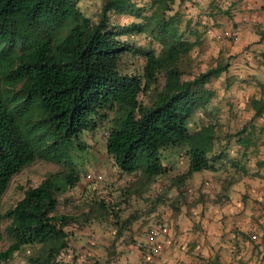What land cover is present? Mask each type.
Here are the masks:
<instances>
[{"label": "trees", "instance_id": "obj_1", "mask_svg": "<svg viewBox=\"0 0 264 264\" xmlns=\"http://www.w3.org/2000/svg\"><path fill=\"white\" fill-rule=\"evenodd\" d=\"M173 4L102 0L98 19L91 20L75 0H0V198L11 177L34 161L67 168L26 189L5 212L10 243L0 251V264L24 249L32 250L27 264H65L61 257L73 230L92 222L110 224L115 235L129 230L136 219L122 217L124 199L111 193L89 190L81 200L87 209L77 215L56 211L58 197L80 180L71 154L80 147L79 135L110 113L104 151L118 176L140 172L149 183L168 172L162 153L177 151L187 163L176 177L180 185L193 173L213 171L223 157L216 148L220 123L208 110L214 93L205 86L227 64L183 79L197 41ZM113 17L134 21L118 28L109 24ZM128 34L146 35L158 52L129 46L123 40ZM126 55L142 60L139 73L121 69ZM254 107L259 116L264 100ZM195 115L198 123L190 129Z\"/></svg>", "mask_w": 264, "mask_h": 264}, {"label": "crops", "instance_id": "obj_2", "mask_svg": "<svg viewBox=\"0 0 264 264\" xmlns=\"http://www.w3.org/2000/svg\"><path fill=\"white\" fill-rule=\"evenodd\" d=\"M174 11L179 12L181 25L194 33L190 40L197 44L205 37L223 40L236 35L232 48L224 41L220 47L230 49V55L237 58L240 54H262L264 89V36L260 37L264 31V0H174ZM220 55L225 54L221 51ZM241 67L243 70L238 71L235 66L228 68L227 77L247 73ZM247 74L254 76L251 71ZM205 87L214 93L208 105L214 119L218 123L226 119L237 128H217L216 148L223 157L213 171L193 173L183 180L175 198L177 211L176 207L164 214L158 211V222L166 226L167 234L155 256L144 261L134 242L116 248L121 254L114 264H264V111L256 116L254 107L264 98H252L254 90L250 92L244 86L230 94L222 84L217 95L214 86ZM246 95H250L249 105ZM250 104L253 107L249 108ZM238 132L242 134L236 136ZM144 237L145 233L140 240ZM80 246L84 247V242ZM86 251L79 250L78 254Z\"/></svg>", "mask_w": 264, "mask_h": 264}, {"label": "rangeland", "instance_id": "obj_3", "mask_svg": "<svg viewBox=\"0 0 264 264\" xmlns=\"http://www.w3.org/2000/svg\"><path fill=\"white\" fill-rule=\"evenodd\" d=\"M75 1L78 10L84 17L91 20L98 19L102 0ZM131 21L132 19L126 17L109 18V24L118 28L128 25ZM237 37L236 35H231L229 38L226 37L223 40H217L212 36L202 39L197 44L198 46L191 52L189 67L183 79H187L189 74L204 72L217 64H229L225 72L221 73L217 79L211 80L208 83V85L214 86L216 95L221 93L223 88L222 84H224L230 94L238 92L239 86H244L250 92L254 90L252 98H264V89H262V54L255 53L254 55L252 53L253 56L257 57H253L252 55L244 57L240 54L239 58H237L230 55V49L228 51L226 48L220 47V42L224 41L232 48L234 46L233 44L236 43ZM123 40L135 49H149L155 51V53L158 52L157 45L152 43L146 35L128 34L123 36ZM221 51L225 55H220ZM235 59L236 64L234 63ZM141 66L142 60L140 58L131 55H126L121 58V69L126 73L137 74L141 71ZM233 66L236 68L235 71L242 69L241 66H243L247 73L251 71L254 73V76L244 73L240 76L227 77L230 67ZM232 77H235V79H232ZM249 96H247L246 105H249V102H251ZM139 100L144 101V98L140 96ZM251 107L253 105L250 104L249 108ZM112 115L114 116L113 113L108 114L107 119L97 123L93 131H87L79 135L78 144L80 147L77 151L71 152V154L76 163V173L80 177V180L73 189L58 197L56 211L72 215H77L85 211L87 207L83 205L81 200L85 201L89 196L87 193H89V190H92L98 196L103 195L106 197V193H111V199L117 201L124 199V203L121 206L123 209L122 217L132 216L136 220L131 224L129 230L124 231L121 235H115V228L110 224L104 223L92 222L88 226L74 229V239L70 242V250L67 251L66 255L61 257L65 264H114V259H117L121 254V249L126 246H131L134 242L140 240L149 224L161 221L156 216L158 211L164 214L170 208L173 210L176 207L177 211L179 207V203L175 201V198L180 186L175 182L176 177L184 174L186 171L187 163L184 156L177 151L163 152L161 164L168 172L165 176L157 177L149 183L144 181L140 172H136L135 175L127 177L118 176L116 171L113 170L104 151V140L110 126ZM198 120L197 115L193 116L192 122H189L190 129L196 126ZM221 129L234 130L237 128H235V123L226 121L225 119L220 123ZM262 143V149H264V141ZM262 158H264L263 152ZM56 172L65 174L67 168L60 164L34 161L23 168L18 174L11 177L5 192L0 198V215L2 216L0 220V251L6 249L10 243L4 232L8 223L7 219L3 217L5 212L11 209L22 198L26 189L37 186L48 174ZM121 195L126 197L123 198ZM153 209L157 211L151 214L147 213ZM83 242L84 247L80 246ZM120 247L122 248L119 250L116 249ZM85 248L88 249L86 251L88 255L85 252L81 253L80 256L78 251H83ZM31 251L30 249H24L22 252L15 254L12 260L6 264H27L26 258ZM103 257H107L108 259L106 261L102 260Z\"/></svg>", "mask_w": 264, "mask_h": 264}, {"label": "built area", "instance_id": "obj_4", "mask_svg": "<svg viewBox=\"0 0 264 264\" xmlns=\"http://www.w3.org/2000/svg\"><path fill=\"white\" fill-rule=\"evenodd\" d=\"M166 234V226L161 222H155L146 229L144 239L135 242L134 247L144 261H149L158 253L160 242Z\"/></svg>", "mask_w": 264, "mask_h": 264}]
</instances>
